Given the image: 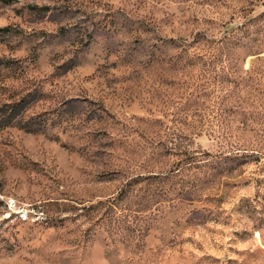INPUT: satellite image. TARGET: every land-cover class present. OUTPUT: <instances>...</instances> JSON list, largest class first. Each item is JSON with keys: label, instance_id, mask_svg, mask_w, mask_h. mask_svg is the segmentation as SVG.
<instances>
[{"label": "rangeland", "instance_id": "rangeland-1", "mask_svg": "<svg viewBox=\"0 0 264 264\" xmlns=\"http://www.w3.org/2000/svg\"><path fill=\"white\" fill-rule=\"evenodd\" d=\"M3 26L0 264H264V0H0Z\"/></svg>", "mask_w": 264, "mask_h": 264}, {"label": "trees", "instance_id": "trees-1", "mask_svg": "<svg viewBox=\"0 0 264 264\" xmlns=\"http://www.w3.org/2000/svg\"><path fill=\"white\" fill-rule=\"evenodd\" d=\"M5 2H11L12 0H4ZM34 8H38V7H34ZM39 9H47V7H39ZM9 31V27L8 26H3V27H0V34L1 33H5Z\"/></svg>", "mask_w": 264, "mask_h": 264}]
</instances>
